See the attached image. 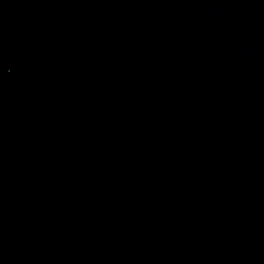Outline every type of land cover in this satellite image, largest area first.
<instances>
[{"label": "water", "instance_id": "obj_1", "mask_svg": "<svg viewBox=\"0 0 264 264\" xmlns=\"http://www.w3.org/2000/svg\"><path fill=\"white\" fill-rule=\"evenodd\" d=\"M173 264H264V0H80Z\"/></svg>", "mask_w": 264, "mask_h": 264}]
</instances>
